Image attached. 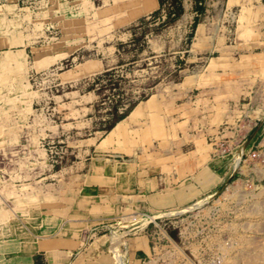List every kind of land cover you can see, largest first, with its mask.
Returning <instances> with one entry per match:
<instances>
[{"label": "crops", "instance_id": "1", "mask_svg": "<svg viewBox=\"0 0 264 264\" xmlns=\"http://www.w3.org/2000/svg\"><path fill=\"white\" fill-rule=\"evenodd\" d=\"M81 3L55 11L54 0H0V264L176 259L163 221L261 167L264 0H183L163 35L178 43L194 26L188 48L175 50L179 78L157 83L107 134L96 93L49 86L113 65L58 70L80 50L66 21L85 18L72 11ZM99 3L96 21L115 29L160 9L159 0ZM163 36L153 52L171 48Z\"/></svg>", "mask_w": 264, "mask_h": 264}, {"label": "rangeland", "instance_id": "2", "mask_svg": "<svg viewBox=\"0 0 264 264\" xmlns=\"http://www.w3.org/2000/svg\"><path fill=\"white\" fill-rule=\"evenodd\" d=\"M62 2L54 0L55 11L62 9ZM97 7L99 0H82L81 6L72 8L86 14L82 20L66 21L67 29L73 31L68 38L80 50L64 60L58 70H79L92 59L113 65L84 76L78 83L61 86L53 82L49 86L54 93L62 89L96 93V124L107 134L121 120L119 116L146 99L157 83L179 78L184 63L175 50L188 48L194 26L178 43L174 36H163L177 20L173 19L175 0H165L155 13L116 29L111 20L96 21ZM160 36L161 44L170 42L171 48L153 52L152 43ZM27 86L38 89L41 85L32 82ZM257 150L261 167L256 176L234 178L176 219L163 221L164 234L177 243L171 250L176 259L162 264H264V129Z\"/></svg>", "mask_w": 264, "mask_h": 264}, {"label": "trees", "instance_id": "3", "mask_svg": "<svg viewBox=\"0 0 264 264\" xmlns=\"http://www.w3.org/2000/svg\"><path fill=\"white\" fill-rule=\"evenodd\" d=\"M164 1L165 0H160L161 7H163ZM175 1H176V15H175V18H173V19H177L181 15V13L183 12L182 0H175ZM127 114H128V111L121 114L119 116L118 120L123 119Z\"/></svg>", "mask_w": 264, "mask_h": 264}, {"label": "built area", "instance_id": "4", "mask_svg": "<svg viewBox=\"0 0 264 264\" xmlns=\"http://www.w3.org/2000/svg\"><path fill=\"white\" fill-rule=\"evenodd\" d=\"M50 153L53 155V154H55V152L52 150V149H50Z\"/></svg>", "mask_w": 264, "mask_h": 264}]
</instances>
